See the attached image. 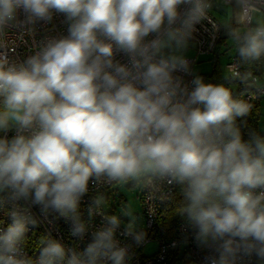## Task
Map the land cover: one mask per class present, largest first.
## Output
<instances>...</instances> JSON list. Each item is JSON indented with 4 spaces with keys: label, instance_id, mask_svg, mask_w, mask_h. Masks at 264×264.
Instances as JSON below:
<instances>
[{
    "label": "clouds",
    "instance_id": "9594fccd",
    "mask_svg": "<svg viewBox=\"0 0 264 264\" xmlns=\"http://www.w3.org/2000/svg\"><path fill=\"white\" fill-rule=\"evenodd\" d=\"M238 4L247 28L227 34L240 62L253 64L264 58V9L256 0ZM213 7V0H0V36L35 35L54 12L68 24L67 35L43 37L22 61L0 52V209L11 221L0 227V264H130L131 244L120 238L146 241L132 208L104 214L96 227L104 201L92 199L85 219L81 200L90 185L160 183L180 187V215L198 246L212 251L204 264L253 256L264 264V136L244 140L237 123L252 105L225 83L177 75H192L196 25L211 23ZM250 77L237 74L243 84ZM34 207L49 223L62 219L84 246L49 236L29 257L26 234L40 223Z\"/></svg>",
    "mask_w": 264,
    "mask_h": 264
},
{
    "label": "built area",
    "instance_id": "2783aa9c",
    "mask_svg": "<svg viewBox=\"0 0 264 264\" xmlns=\"http://www.w3.org/2000/svg\"><path fill=\"white\" fill-rule=\"evenodd\" d=\"M214 7L209 11L208 21H203L196 25L197 31L194 33L193 41L191 42L195 47L196 57L211 56L214 54L219 39L223 37V27L221 22L215 15L216 10L220 5L232 8V22L233 27L238 28L240 31H245L247 25L241 21L242 9L238 4V0H213ZM258 5L264 9V0H256ZM264 17V12L260 14ZM18 18L23 20L24 14L18 11ZM212 24L216 25V30L212 28ZM67 21L63 14L53 13V18L50 22H39L35 26V35H23L17 29H7L3 36H0V52L6 51L11 59L22 61L28 55L38 50L40 40L45 36H61L67 35ZM151 38V37H149ZM115 59L122 63H127V57L123 53H117ZM191 66L197 61V58L189 59ZM226 72L229 76L238 79L237 74L246 73L242 71L236 63L235 56L225 65ZM182 75L185 83H190L192 75ZM244 91L242 92L241 99L248 103H259L264 100V83L258 77L251 76L248 84H243ZM9 136L12 135L10 132ZM112 185H90L89 193L81 200L80 211L85 219H88V208L91 200L94 198L103 197L105 190L112 188ZM176 185L160 183L156 188L141 187L140 190V203L142 207L143 225L139 229L146 232V241L141 246H136L130 238L121 237L122 243L131 244V258L130 264H204L206 256L212 254L211 249L198 246L194 239V230L187 222L181 221L176 223L173 230V236L170 239L154 238L153 231L158 220L159 212L166 205L175 191ZM33 213L40 219V223L30 228L26 234L24 241V250L27 255L33 259L38 255L40 248L44 241L51 236L54 239H61L66 247H73L80 250L84 245L80 240L71 236L68 225L61 219L49 223L47 219L41 217L39 209L33 208ZM100 215L97 214L92 218V225L98 227L103 223L102 216L104 214L111 215L105 212L103 207L99 209ZM51 219V218H49ZM10 218L6 216L4 209H0V227L6 228L10 223ZM90 239V238H86ZM150 243L156 245L154 253L147 255L143 249ZM241 264H261L255 256L245 258Z\"/></svg>",
    "mask_w": 264,
    "mask_h": 264
},
{
    "label": "rangeland",
    "instance_id": "374dc122",
    "mask_svg": "<svg viewBox=\"0 0 264 264\" xmlns=\"http://www.w3.org/2000/svg\"><path fill=\"white\" fill-rule=\"evenodd\" d=\"M215 15L221 22V27H223V36L225 37V43L223 45L217 46L215 53L211 56H199L196 57L195 47L191 43V47L188 52L189 59L197 58V62L193 64V73L194 75L202 76L205 82L213 83V80L209 75H211L213 70V64L215 59H218V64L220 67V73L222 81H216L215 83H225L226 86L232 88L233 92L237 89V83L234 82L235 78L229 76L226 72L225 65L229 63L230 60L234 57V48H233V39L227 34L228 28H234L232 22V8L224 5H220L219 9L216 10ZM261 20H264V17L259 15ZM214 83V84H215ZM261 117L258 124V133L259 135L264 136V100H261L259 103ZM142 186H133L132 184H114L112 188L105 190V195L103 197H99L104 201L103 209L105 212L110 214L120 215L121 210L126 206H130L136 216L137 219V227H141L143 225L142 215V207L140 201V188ZM122 219L126 221V218ZM154 249H156V245L154 243H150L143 249L144 253L147 255L153 254Z\"/></svg>",
    "mask_w": 264,
    "mask_h": 264
},
{
    "label": "trees",
    "instance_id": "16d2710c",
    "mask_svg": "<svg viewBox=\"0 0 264 264\" xmlns=\"http://www.w3.org/2000/svg\"><path fill=\"white\" fill-rule=\"evenodd\" d=\"M225 37L220 38L218 46L223 45L225 43ZM233 48H234V56L236 59V63H238L240 69L245 71L246 73H251V76L258 77L262 83H264V58L261 61L253 63V64H244L241 63L239 57L236 52V44L233 40ZM218 59H215L213 64V70L209 77L212 78L213 83L216 81H222L220 67L218 64ZM237 83V89L233 92L234 95L238 98L241 97L242 92L244 91L243 83L239 79H235ZM208 83V82H207ZM252 105L251 111L247 117L238 118L237 123L241 128L242 136L244 140H248L251 133L258 131V124L261 117V109L258 103H249ZM175 191L167 200L168 202L162 208V211L159 212L158 220L155 225V229L153 231L154 238H163L170 239L173 236V230L176 223L184 221V217L180 215L182 206H183V198L182 192L179 186H175ZM173 264V263H171Z\"/></svg>",
    "mask_w": 264,
    "mask_h": 264
},
{
    "label": "crops",
    "instance_id": "0c3cea01",
    "mask_svg": "<svg viewBox=\"0 0 264 264\" xmlns=\"http://www.w3.org/2000/svg\"><path fill=\"white\" fill-rule=\"evenodd\" d=\"M257 134H259L258 131H257Z\"/></svg>",
    "mask_w": 264,
    "mask_h": 264
}]
</instances>
